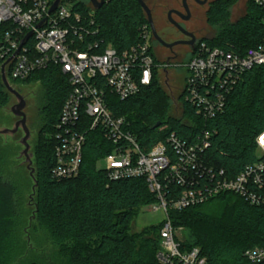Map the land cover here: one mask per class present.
I'll return each mask as SVG.
<instances>
[{
    "label": "trees",
    "instance_id": "trees-1",
    "mask_svg": "<svg viewBox=\"0 0 264 264\" xmlns=\"http://www.w3.org/2000/svg\"><path fill=\"white\" fill-rule=\"evenodd\" d=\"M71 1L82 12L91 10L88 0ZM234 2L218 0L212 4L207 18L219 30L215 37L200 42L237 51L262 42L264 11L249 0L246 14L231 23L230 8ZM95 16L105 44L120 51L136 44L139 29L148 25L147 16L136 0H106ZM28 82L41 86L40 134L44 136L34 148L38 222L49 232L67 264H160L157 254L161 250L163 223L154 228V234L153 230L130 234L139 210L157 203L146 178L111 181L98 169V163L113 147L99 131H94L87 137L80 174L73 179L54 180L55 141L47 134L54 131L59 121L70 86L61 70L54 67L36 72L22 84ZM12 98L0 75V110ZM179 100L183 113L172 117L170 99L157 73L152 84L136 96L125 101L109 96L112 113L125 119L126 126L146 151L158 143H167L172 133L188 144H195L203 132L209 131L210 145L204 152V162L224 170L229 178L263 160L257 153V138L264 133V65L243 76L228 95L223 112L213 119L196 116L183 92ZM5 152L0 146V264H39L26 258L24 252L16 255L13 238L19 212L18 188L3 176ZM177 191L181 189L175 188ZM168 214L174 228L186 231L183 240L178 239L182 249H201L208 264H253L245 254L254 248H264V205L251 206L233 193L186 210H169ZM16 258L20 259L18 263Z\"/></svg>",
    "mask_w": 264,
    "mask_h": 264
},
{
    "label": "built area",
    "instance_id": "built-area-1",
    "mask_svg": "<svg viewBox=\"0 0 264 264\" xmlns=\"http://www.w3.org/2000/svg\"><path fill=\"white\" fill-rule=\"evenodd\" d=\"M56 1L0 0L1 77L4 67L12 85L54 67L61 70L70 86L59 121L48 134L55 141L53 179H73L80 174L87 137L99 131L113 147L103 159L102 171L111 181L146 178L157 197L149 212L165 214L160 231L161 250L157 254L159 263L208 264L201 249H182L169 210L203 205L225 193L238 195L251 206H263L264 133L257 138V153L263 160L246 166L235 178L205 164L203 155L210 145L209 131L203 132L195 144L172 133L167 143H158L146 151L125 119L112 113L109 96L120 101L136 96L152 84L156 73L159 76L166 70L154 53L149 24L139 29L136 44L120 51L105 44L95 16L97 10L91 4L89 12H82L71 0H60L51 13ZM253 2L264 11V0ZM262 23L264 26V19ZM263 65L264 36L259 45L238 51L199 42L182 65L184 99L195 108L196 116L213 119L223 112L228 95L243 76ZM179 110L182 114V103ZM174 187L181 191L176 193ZM245 256L253 264H264V248L251 249Z\"/></svg>",
    "mask_w": 264,
    "mask_h": 264
},
{
    "label": "rangeland",
    "instance_id": "rangeland-1",
    "mask_svg": "<svg viewBox=\"0 0 264 264\" xmlns=\"http://www.w3.org/2000/svg\"><path fill=\"white\" fill-rule=\"evenodd\" d=\"M149 0H145V2ZM218 1V0H214ZM150 2V1H149ZM249 0H235L234 4L230 8V22L235 23L241 17L246 14L247 5ZM207 8L201 9L200 17L205 24L204 14ZM203 24V25H204ZM206 27V34L204 38H213L216 36L219 28L212 23H209ZM190 56L184 57L181 62L182 65L189 60ZM178 66L176 70H173L169 77V85L164 77L163 71L159 75L161 86L170 99V116L179 117L180 110V96L185 86V71L183 66ZM12 87L18 91L25 99L27 107L25 113L27 116V126L32 134L29 144L31 146L30 153H34V145L37 140L43 138L40 134L41 118H40V93L41 86L39 83H17ZM17 103L13 97L11 103L0 110V128L1 129H13L15 123L19 118L15 117L11 109ZM24 132L20 130L14 136H2L0 135V146L5 148L7 160L4 166L3 176L7 181L14 183L18 188V220L14 232V248L16 255L24 252L26 258L29 260H35L39 264H67V260L60 253L59 248L53 243L52 237L49 232L39 224L38 222V208H37V185L35 183L36 174L32 176L31 170L28 168V162L25 156H21L25 150L21 144V140L24 138ZM48 135V134H47ZM46 135V136H47ZM45 136V137H46ZM32 168L36 169V161L34 155L32 156ZM105 167V161L101 160L98 163V169L103 170ZM151 206V205H150ZM150 206L139 210L137 216L131 224L130 234L139 235L146 230H153L161 225L165 220V214L160 212H149ZM177 239L183 240L186 231L183 228H175ZM152 234V235H153ZM20 259L16 258L15 263H18Z\"/></svg>",
    "mask_w": 264,
    "mask_h": 264
},
{
    "label": "flooded vegetation",
    "instance_id": "flooded-vegetation-1",
    "mask_svg": "<svg viewBox=\"0 0 264 264\" xmlns=\"http://www.w3.org/2000/svg\"><path fill=\"white\" fill-rule=\"evenodd\" d=\"M149 1H146V4L150 8L151 21L155 30L153 50L159 61L166 66L163 73L167 85H169V77L172 71L177 69L185 56H190L191 51L205 37V25L209 24L207 15L215 1ZM203 8H207L203 15L205 24L200 17Z\"/></svg>",
    "mask_w": 264,
    "mask_h": 264
},
{
    "label": "water",
    "instance_id": "water-1",
    "mask_svg": "<svg viewBox=\"0 0 264 264\" xmlns=\"http://www.w3.org/2000/svg\"><path fill=\"white\" fill-rule=\"evenodd\" d=\"M89 3L93 6L94 9L96 10H100L104 4L106 3V0H88ZM140 6L142 7V9L144 10L147 19H148V24L150 26V29L152 31V35L153 38H155V30L151 21V11L150 8L148 7V5L146 4V2L144 0H136ZM60 3V0H57L56 3L54 4V6L51 9V13L55 12L56 9L58 8V5ZM41 26V25H40ZM31 36V34L29 35V37ZM28 37V38H29ZM26 41H23L22 45L25 44ZM2 81L3 84L5 86V88L7 89V91L16 99L17 103L12 107L11 112L12 114L19 118V120L15 123L13 129H1L0 128V135L8 137V136H14L16 135L20 130H22L24 132V138L21 140V144L24 146L25 150L22 152L21 156H25L26 161L28 162V168L31 170L32 176L34 177L35 174V169L32 168V154L30 153L31 150V146L29 144V141L31 139V132L27 126V116L25 113V109L27 107V103H26V99L18 92L16 91L12 85L10 84V82L7 80L5 74H4V67L2 70ZM160 123L156 125L157 127H160ZM36 183V180H35ZM37 185V183H36Z\"/></svg>",
    "mask_w": 264,
    "mask_h": 264
}]
</instances>
